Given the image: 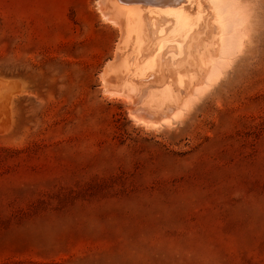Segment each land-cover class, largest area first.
<instances>
[{"label":"rangeland","instance_id":"1","mask_svg":"<svg viewBox=\"0 0 264 264\" xmlns=\"http://www.w3.org/2000/svg\"><path fill=\"white\" fill-rule=\"evenodd\" d=\"M236 1L241 51L155 129L102 84L96 0H0V264H264V0Z\"/></svg>","mask_w":264,"mask_h":264},{"label":"bare ground","instance_id":"2","mask_svg":"<svg viewBox=\"0 0 264 264\" xmlns=\"http://www.w3.org/2000/svg\"><path fill=\"white\" fill-rule=\"evenodd\" d=\"M96 2L119 32L102 84L129 104L133 121L155 129L185 117L223 77L247 35L236 0Z\"/></svg>","mask_w":264,"mask_h":264}]
</instances>
